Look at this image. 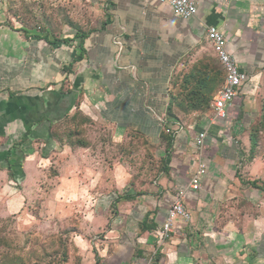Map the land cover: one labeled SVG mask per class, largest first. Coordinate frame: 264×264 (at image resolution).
Here are the masks:
<instances>
[{
    "label": "crops",
    "instance_id": "0c3cea01",
    "mask_svg": "<svg viewBox=\"0 0 264 264\" xmlns=\"http://www.w3.org/2000/svg\"><path fill=\"white\" fill-rule=\"evenodd\" d=\"M192 1L196 14L183 20L156 0H106L105 17L95 31L81 38L68 32L52 49L46 39L32 42L33 55L43 53L34 59L41 61L38 75L32 83L24 78L23 92L0 98V123L6 122L7 134L26 144L44 138L50 122L75 112L118 135L139 133L152 142L167 136L166 169L148 194L131 195L130 201L111 198L121 212L94 264H264V191L258 182V188L250 185L261 177L262 168L257 161H246L253 87L264 67V0ZM209 26L225 36L248 81L226 120L212 111L223 82L212 91L208 111L169 119L167 108L178 84L183 83L180 97L187 105H198L188 103L192 96L187 93L201 92L212 73L190 64H216L205 33ZM7 31L3 36L10 43L14 32ZM17 85L22 83L0 84V92ZM201 132L205 139L197 149L194 141ZM200 162L206 173L199 190L191 191ZM69 165V185L84 188L85 202L101 201L92 193L98 181L91 170L77 174L84 165L72 154ZM181 190L189 220H178L170 237L160 241L166 210ZM141 225L150 229L142 231Z\"/></svg>",
    "mask_w": 264,
    "mask_h": 264
},
{
    "label": "rangeland",
    "instance_id": "374dc122",
    "mask_svg": "<svg viewBox=\"0 0 264 264\" xmlns=\"http://www.w3.org/2000/svg\"><path fill=\"white\" fill-rule=\"evenodd\" d=\"M105 11L106 0H0V84L22 83L15 91L3 88L0 98L23 92L24 78L32 83L38 75L36 65L41 61L34 59L43 53L33 55L32 42L46 39L52 49L68 32L95 31ZM9 29L14 32L10 43L3 36ZM215 62L190 64L212 72L205 77L210 81L198 94L187 93L192 96L188 103H198L190 106L180 97L183 83L178 84L167 109L169 119L210 109L206 106H210L211 93L221 88L224 75ZM253 90L246 161L260 164L261 177L256 182L264 191V67ZM7 125L0 123V264H94V255L121 212L111 198L148 194L166 169V135L156 142L139 133L118 135L75 112L50 122L44 138L26 144L19 136H9ZM70 154L84 165L77 174L89 168L97 179L92 193L101 201L85 202L84 188L69 185Z\"/></svg>",
    "mask_w": 264,
    "mask_h": 264
},
{
    "label": "built area",
    "instance_id": "2783aa9c",
    "mask_svg": "<svg viewBox=\"0 0 264 264\" xmlns=\"http://www.w3.org/2000/svg\"><path fill=\"white\" fill-rule=\"evenodd\" d=\"M159 4H164L170 10L183 20H188L195 16L196 6L192 0H156ZM206 38L210 43L212 50L220 63L224 80L222 88L213 100L212 111L219 120H226L229 116L228 111L233 109L238 100V90L248 81V76L241 72L236 65L235 59L227 48L225 36L216 27L206 28ZM168 132V130H167ZM205 132L197 134L195 137V147L197 149L203 146ZM206 173L205 163L200 162L197 174L190 180L189 189L197 191L200 187V178ZM185 190L179 191L175 195L173 203L166 210L165 221L159 232L160 241L170 237L173 226L178 220L186 222L189 220V214L185 210L182 199L185 196Z\"/></svg>",
    "mask_w": 264,
    "mask_h": 264
},
{
    "label": "trees",
    "instance_id": "16d2710c",
    "mask_svg": "<svg viewBox=\"0 0 264 264\" xmlns=\"http://www.w3.org/2000/svg\"><path fill=\"white\" fill-rule=\"evenodd\" d=\"M83 33H80V32H76V37H78V38H81V37H83ZM206 107H210V106H206ZM195 108H197V107H195ZM168 109V108H167ZM168 114V113H167ZM169 115V114H168ZM8 170H9V176L10 177H12V171H11V166L10 165H8ZM250 185L252 186V187H254V188H258V186H257V184H256V181H253V182H251L250 183ZM262 189V188H261ZM121 199H123V200H129V199H132V196H122V197H118L116 200H115V202H117V201H119V200H121ZM144 226L143 225H141V227H140V230H141V228H142V231L144 230V229H150V228H148V227H145V228H143Z\"/></svg>",
    "mask_w": 264,
    "mask_h": 264
}]
</instances>
